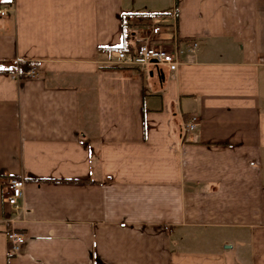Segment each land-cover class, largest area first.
<instances>
[{
  "label": "crops",
  "instance_id": "0c3cea01",
  "mask_svg": "<svg viewBox=\"0 0 264 264\" xmlns=\"http://www.w3.org/2000/svg\"><path fill=\"white\" fill-rule=\"evenodd\" d=\"M0 2V264H264V0Z\"/></svg>",
  "mask_w": 264,
  "mask_h": 264
},
{
  "label": "built area",
  "instance_id": "2783aa9c",
  "mask_svg": "<svg viewBox=\"0 0 264 264\" xmlns=\"http://www.w3.org/2000/svg\"><path fill=\"white\" fill-rule=\"evenodd\" d=\"M8 8L6 6L0 5V16H5L7 14ZM159 31L158 27L152 28V33L156 34ZM196 44H193V48ZM182 51L179 50L177 44L174 43L170 49L164 47H159L152 45L149 42H144L134 49L131 50H120L117 53L119 60L125 66H144L149 62L153 61L158 65H164L171 71L177 69L179 63V54ZM37 74L36 67H31L27 70L16 69L15 76L26 75L29 77H34ZM196 118H192L185 127L186 132L193 131L196 125ZM23 199V182L18 179H7L6 180V193L5 201L6 203L15 211L20 212L22 208L21 201ZM7 241L9 244V255L15 254L20 246L24 243V236L11 231L7 235Z\"/></svg>",
  "mask_w": 264,
  "mask_h": 264
},
{
  "label": "trees",
  "instance_id": "16d2710c",
  "mask_svg": "<svg viewBox=\"0 0 264 264\" xmlns=\"http://www.w3.org/2000/svg\"><path fill=\"white\" fill-rule=\"evenodd\" d=\"M3 2H0V4H2ZM23 64H21V66H22ZM26 66V65H25ZM29 65H27V67H28ZM25 68V67H24Z\"/></svg>",
  "mask_w": 264,
  "mask_h": 264
}]
</instances>
